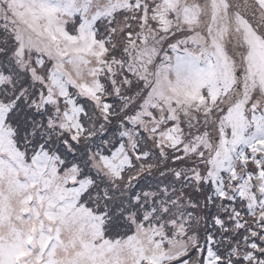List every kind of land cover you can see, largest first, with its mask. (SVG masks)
I'll return each instance as SVG.
<instances>
[{"label": "snow or ice", "instance_id": "snow-or-ice-1", "mask_svg": "<svg viewBox=\"0 0 264 264\" xmlns=\"http://www.w3.org/2000/svg\"><path fill=\"white\" fill-rule=\"evenodd\" d=\"M0 264H264V0H0Z\"/></svg>", "mask_w": 264, "mask_h": 264}]
</instances>
